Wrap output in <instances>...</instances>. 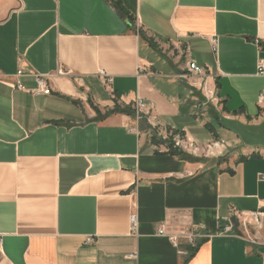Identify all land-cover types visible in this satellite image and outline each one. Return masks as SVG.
Here are the masks:
<instances>
[{
	"label": "crops",
	"instance_id": "crops-1",
	"mask_svg": "<svg viewBox=\"0 0 264 264\" xmlns=\"http://www.w3.org/2000/svg\"><path fill=\"white\" fill-rule=\"evenodd\" d=\"M259 62L264 0H0V264H264Z\"/></svg>",
	"mask_w": 264,
	"mask_h": 264
},
{
	"label": "built area",
	"instance_id": "built-area-1",
	"mask_svg": "<svg viewBox=\"0 0 264 264\" xmlns=\"http://www.w3.org/2000/svg\"><path fill=\"white\" fill-rule=\"evenodd\" d=\"M258 68L260 73L264 71L263 63L259 62ZM187 69L190 73L196 76H203L205 74L204 69L198 66L195 62L189 61L187 64ZM22 73L21 70L17 71L16 76ZM58 74H63L64 71L62 68H58ZM66 73V72H65ZM100 77L102 79L103 84L105 85L106 90L112 95V78L103 72H100ZM36 89L35 92L42 94H49L50 87L46 83V80L43 76H36ZM16 86L20 87L19 82L16 80ZM262 97H259V101ZM135 115L138 119L142 118L141 114L144 111L145 103L142 99L137 98L134 102ZM155 127V124H152ZM172 144L175 147L183 148L186 150H190L193 153L197 152V147L193 145L192 142L183 139L179 135L172 134ZM129 224L130 229L135 231L137 229V216L135 212H132L129 216ZM260 231H264V205L260 206L256 210L253 211H241L233 209L230 216L225 218V224L222 226L220 230L221 234H230L232 236H236L246 242L256 243V244H264V238L260 236ZM157 234L165 236L168 241L174 246L178 247L180 240H185L187 244V249L181 250L178 249V252L182 254L183 252L189 253L197 246V239L199 238V234L194 232H189L187 234H181L177 232H166L165 224L162 223L157 228ZM88 241L91 242L92 239L88 238Z\"/></svg>",
	"mask_w": 264,
	"mask_h": 264
},
{
	"label": "trees",
	"instance_id": "trees-1",
	"mask_svg": "<svg viewBox=\"0 0 264 264\" xmlns=\"http://www.w3.org/2000/svg\"><path fill=\"white\" fill-rule=\"evenodd\" d=\"M168 147H169L168 152H170V153H177L176 150L172 147L171 144H169Z\"/></svg>",
	"mask_w": 264,
	"mask_h": 264
},
{
	"label": "rangeland",
	"instance_id": "rangeland-1",
	"mask_svg": "<svg viewBox=\"0 0 264 264\" xmlns=\"http://www.w3.org/2000/svg\"><path fill=\"white\" fill-rule=\"evenodd\" d=\"M133 110H134V113H135L134 104H133Z\"/></svg>",
	"mask_w": 264,
	"mask_h": 264
}]
</instances>
